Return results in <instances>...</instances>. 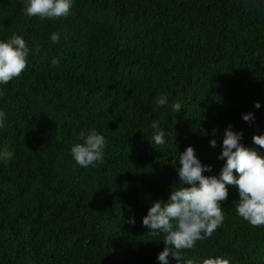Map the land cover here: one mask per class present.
Returning <instances> with one entry per match:
<instances>
[{"label":"trees","instance_id":"trees-1","mask_svg":"<svg viewBox=\"0 0 264 264\" xmlns=\"http://www.w3.org/2000/svg\"><path fill=\"white\" fill-rule=\"evenodd\" d=\"M26 7L0 0V41L16 33L30 49L0 85V154H14L0 159V264H160L163 235L143 218L179 184V154L193 147L219 178L229 126L264 154L252 139L264 135V0H73L57 20ZM91 129L106 138L104 161L84 168L71 148ZM228 193L223 224L183 255L264 264V227L238 215L236 186Z\"/></svg>","mask_w":264,"mask_h":264},{"label":"clouds","instance_id":"clouds-1","mask_svg":"<svg viewBox=\"0 0 264 264\" xmlns=\"http://www.w3.org/2000/svg\"><path fill=\"white\" fill-rule=\"evenodd\" d=\"M73 0H26L25 14L36 16L41 20H57L66 18L72 8ZM60 34L53 33L51 40L58 42ZM30 49L24 38L16 33L6 41H0V85H7L19 78L28 66ZM58 58L52 60V66L59 65ZM0 89V95H4ZM159 106L168 104V97L161 95L156 99ZM173 112L181 111V104L174 102ZM260 104L256 103L255 108ZM7 116L0 111V128L5 126ZM244 121L251 122V113L243 116ZM160 121L154 120L152 139L156 145L165 143L168 133L160 128ZM215 134V130H213ZM77 143L71 152L77 164L84 168L96 167L104 161V150L107 144L104 135L96 129L81 131ZM241 133H235L231 126L225 132L223 150L218 157L225 160L219 178L206 177L205 172L212 169L201 164L191 146L179 154V184L172 187L169 200L164 203L157 201L143 218V226L148 229L147 235L155 237L163 235L164 250L158 255L160 264H169V257L177 264H230L223 257H209L198 261L196 257L183 255L185 250L194 249L198 241L212 237L213 233L223 224L224 211L222 202L228 199V186L238 188L239 202L236 212L253 227H264V154L255 148L245 147L240 143ZM253 143L264 149V135L253 136ZM212 147L216 141L210 142ZM13 153L4 151L0 159L5 162L13 158ZM234 173L236 175H234ZM238 176V178H237ZM135 224L134 219L126 221Z\"/></svg>","mask_w":264,"mask_h":264}]
</instances>
